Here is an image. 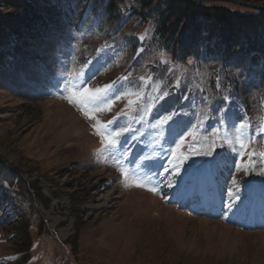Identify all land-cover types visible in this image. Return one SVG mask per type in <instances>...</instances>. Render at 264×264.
<instances>
[{"label":"rangeland","instance_id":"obj_1","mask_svg":"<svg viewBox=\"0 0 264 264\" xmlns=\"http://www.w3.org/2000/svg\"><path fill=\"white\" fill-rule=\"evenodd\" d=\"M43 2L0 74V264H264V49L224 57L211 16L185 56L139 0Z\"/></svg>","mask_w":264,"mask_h":264},{"label":"trees","instance_id":"obj_2","mask_svg":"<svg viewBox=\"0 0 264 264\" xmlns=\"http://www.w3.org/2000/svg\"><path fill=\"white\" fill-rule=\"evenodd\" d=\"M5 1L8 5L15 7L17 12L7 15L0 12V74L10 65L9 60L14 55L9 48L2 49L1 44L9 38L12 45L17 47L32 45L39 37L37 28H44L45 25L50 24L49 13L53 10L43 0ZM167 1H169L167 9L163 11L161 0H139V4L142 8H149L160 16L161 22L158 28L162 31L161 35L167 38V44L173 42L181 47L185 56L192 51H199L202 34L199 19L211 16L215 17L218 24L215 31L221 35L228 47L224 57L228 58V54L232 52V47L237 41L232 42L231 39L237 38L239 32L247 38L253 49H264V10H259L257 13H245L213 3ZM182 25L184 28L179 31ZM17 232L11 233L12 242H16L18 252L22 250L27 252L30 245L29 238L18 232L24 238L21 241L16 238ZM27 232L26 229L25 233ZM23 243L25 247H19Z\"/></svg>","mask_w":264,"mask_h":264},{"label":"water","instance_id":"obj_3","mask_svg":"<svg viewBox=\"0 0 264 264\" xmlns=\"http://www.w3.org/2000/svg\"><path fill=\"white\" fill-rule=\"evenodd\" d=\"M186 1H191V2H196V3L210 2V1H225V2L236 3L239 5L246 6V7H252L255 9H259V10H264V4L247 1V0H186Z\"/></svg>","mask_w":264,"mask_h":264},{"label":"bare ground","instance_id":"obj_4","mask_svg":"<svg viewBox=\"0 0 264 264\" xmlns=\"http://www.w3.org/2000/svg\"><path fill=\"white\" fill-rule=\"evenodd\" d=\"M154 89H156V88H154ZM154 94V90H152L151 91V95H153ZM208 119V118H207ZM204 121V120H203ZM205 122V121H204ZM210 125V123L209 122H206V123H204V125H203V130H204V132L202 133V136H201V142H203V140H204V142L206 141L208 144V146L210 145V142L212 143V138H210V137H208L209 135H207L208 134V132H205V131H209V128H208V126ZM82 132V129H80V128H78L77 129V134H80ZM237 217V216H236ZM239 217V216H238ZM259 224L260 225H264V221L263 222H259Z\"/></svg>","mask_w":264,"mask_h":264}]
</instances>
